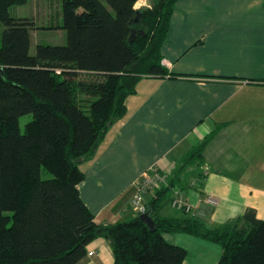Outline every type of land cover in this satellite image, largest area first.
Segmentation results:
<instances>
[{
	"label": "trees",
	"instance_id": "obj_1",
	"mask_svg": "<svg viewBox=\"0 0 264 264\" xmlns=\"http://www.w3.org/2000/svg\"><path fill=\"white\" fill-rule=\"evenodd\" d=\"M61 1L66 42L37 43L30 53L34 20L9 12L27 0H0V264H87L86 245L96 237L108 240L111 264H181L185 248L164 231L218 243L217 264H264V218L253 208L213 227L158 214L171 188L183 187L179 170L146 201L154 228L138 214L94 221L77 188L82 164L125 115L137 82L170 73L161 46L177 0H149L151 9L134 7L137 0ZM206 139L184 167L201 158Z\"/></svg>",
	"mask_w": 264,
	"mask_h": 264
},
{
	"label": "crops",
	"instance_id": "obj_2",
	"mask_svg": "<svg viewBox=\"0 0 264 264\" xmlns=\"http://www.w3.org/2000/svg\"><path fill=\"white\" fill-rule=\"evenodd\" d=\"M161 54L172 74L143 76L126 98L125 115L82 164L77 188L94 221L134 217L133 182L151 167L169 171L206 138L181 184L201 219L213 227L248 208L264 218V0H177ZM206 195L217 203L204 204ZM158 214L188 216L170 201ZM162 236L185 248L181 264H217L218 243L184 231ZM86 249L93 251L87 264L113 261L106 238H94Z\"/></svg>",
	"mask_w": 264,
	"mask_h": 264
},
{
	"label": "rangeland",
	"instance_id": "obj_3",
	"mask_svg": "<svg viewBox=\"0 0 264 264\" xmlns=\"http://www.w3.org/2000/svg\"><path fill=\"white\" fill-rule=\"evenodd\" d=\"M147 3H149V0H147ZM61 5V0H27L24 4H12L9 6V12L12 15L28 16L34 20L36 28L31 30L30 53L34 52L37 43L64 44L66 42V32L60 26L62 24ZM142 6L144 5L141 4L139 7ZM29 117L30 114L20 116L19 127L21 130ZM188 154L172 164L170 170H167L168 176L172 173L173 175L176 174L177 170L180 171L181 179L191 176L188 173H192L193 169L187 170V173L184 171L185 168L183 166ZM157 170L160 169L158 168ZM146 196H149V193Z\"/></svg>",
	"mask_w": 264,
	"mask_h": 264
},
{
	"label": "built area",
	"instance_id": "obj_4",
	"mask_svg": "<svg viewBox=\"0 0 264 264\" xmlns=\"http://www.w3.org/2000/svg\"><path fill=\"white\" fill-rule=\"evenodd\" d=\"M157 167H151L149 170L145 171L140 178L133 182V192L129 199L130 209L134 214H140L147 209L146 204V194L151 195L156 189H159L162 185H166L168 181L167 171L157 170ZM195 178L191 181L195 182ZM170 204L182 211L183 213L191 217L203 216L202 211L197 205L192 203L186 197V194L182 187L174 186L171 188ZM202 202L206 205H215L217 203L216 198L210 195L203 196ZM88 254H93L92 250L88 251Z\"/></svg>",
	"mask_w": 264,
	"mask_h": 264
},
{
	"label": "water",
	"instance_id": "obj_5",
	"mask_svg": "<svg viewBox=\"0 0 264 264\" xmlns=\"http://www.w3.org/2000/svg\"><path fill=\"white\" fill-rule=\"evenodd\" d=\"M138 216L149 228H154L155 222L150 215V209H146V211L138 214Z\"/></svg>",
	"mask_w": 264,
	"mask_h": 264
},
{
	"label": "clouds",
	"instance_id": "obj_6",
	"mask_svg": "<svg viewBox=\"0 0 264 264\" xmlns=\"http://www.w3.org/2000/svg\"><path fill=\"white\" fill-rule=\"evenodd\" d=\"M141 4L147 6L149 9H151V5L147 3V0H137V4L134 5V7L138 8Z\"/></svg>",
	"mask_w": 264,
	"mask_h": 264
}]
</instances>
